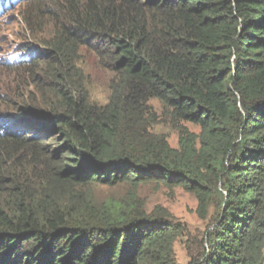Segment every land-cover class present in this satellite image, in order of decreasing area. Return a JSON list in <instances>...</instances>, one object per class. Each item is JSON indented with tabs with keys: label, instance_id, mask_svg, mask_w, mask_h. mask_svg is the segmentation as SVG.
<instances>
[{
	"label": "trees",
	"instance_id": "trees-1",
	"mask_svg": "<svg viewBox=\"0 0 264 264\" xmlns=\"http://www.w3.org/2000/svg\"><path fill=\"white\" fill-rule=\"evenodd\" d=\"M5 2L28 39L53 20L44 50L2 68L56 98L34 103L44 113L0 111V264H178L183 227L131 193L148 184L196 198L208 230L187 238V264H262L264 0ZM89 41L113 75L103 106L75 80ZM152 100L177 149L152 131ZM120 187L119 199L93 195Z\"/></svg>",
	"mask_w": 264,
	"mask_h": 264
},
{
	"label": "rangeland",
	"instance_id": "rangeland-1",
	"mask_svg": "<svg viewBox=\"0 0 264 264\" xmlns=\"http://www.w3.org/2000/svg\"><path fill=\"white\" fill-rule=\"evenodd\" d=\"M13 10L0 15V111L14 114L18 108L30 107L37 112H47L46 108L34 103L42 102L53 106L56 96L52 95V90L42 86L38 88L32 74L8 73L2 68V64L9 62L18 56L20 47L39 48L40 44L50 42L49 38L54 30L52 19H40V25H34V29L41 33L38 36L28 39L25 26L21 17ZM36 19H34L35 22ZM39 19H37V22ZM95 44L89 41L82 47L77 55V73L75 79L91 103L103 106L109 97L108 83L113 77L112 73L105 68L106 58H101L95 53ZM47 48V46L45 47ZM4 104V107H2ZM155 115L152 131L155 134L163 135L171 148H178V132L162 116L161 105L158 101L152 100L149 103ZM191 134L198 136L199 129L190 124L184 125ZM128 188H98L93 191L94 197L98 201L108 199H119L126 195ZM135 199L138 200L147 214L159 213L161 210L167 212L175 221L183 227L185 238L177 240L174 244V254L178 264H187V255L184 249L185 242L192 240L196 242L208 230V223L202 221L197 216V201L194 195L181 189L169 190L162 185H141L135 191H131ZM195 245L191 248L194 249ZM264 264V252L263 261Z\"/></svg>",
	"mask_w": 264,
	"mask_h": 264
},
{
	"label": "clouds",
	"instance_id": "clouds-1",
	"mask_svg": "<svg viewBox=\"0 0 264 264\" xmlns=\"http://www.w3.org/2000/svg\"><path fill=\"white\" fill-rule=\"evenodd\" d=\"M20 6L18 7H9L7 2L3 3L0 5V15L3 13H7L13 10H16V8L18 9ZM28 49H32V47H27L26 45L24 47H20L19 49V54L16 58H14L13 60L9 61V62H5L2 65L3 66H7V65H19V63H26L27 62V58L29 57L28 55ZM2 66V67H3Z\"/></svg>",
	"mask_w": 264,
	"mask_h": 264
}]
</instances>
